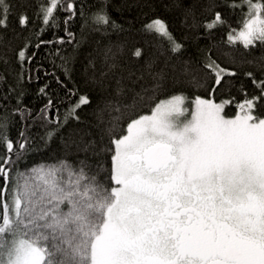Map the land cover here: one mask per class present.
I'll return each mask as SVG.
<instances>
[{"label":"snow or ice","instance_id":"1","mask_svg":"<svg viewBox=\"0 0 264 264\" xmlns=\"http://www.w3.org/2000/svg\"><path fill=\"white\" fill-rule=\"evenodd\" d=\"M218 7L233 14L239 9L244 19L233 29L214 11L203 24L210 37L212 30L227 25V44L264 49V0H208L206 10ZM58 12L69 14L63 20L67 25L77 15L74 0H47L38 5L36 16L55 28ZM11 13L9 0H0V32L7 30ZM79 14L84 16L82 8ZM88 19L98 32L123 30L104 5ZM18 23L28 27L26 12ZM65 31L68 39L59 43L72 44L74 34ZM143 31L163 38L168 51L180 58L182 45L163 20H151ZM28 46L17 52L21 66L30 61ZM55 54L67 76L69 58L59 50ZM124 54L121 45L104 48L108 72L99 80L95 61L88 62L90 79L110 98L94 110L97 123L73 129L67 137L61 133L66 125L86 123L80 112L90 105L88 95L69 89L68 97L78 99H69L62 116L49 98L34 117L20 106L22 93L17 96L14 112L20 120H39L46 129L41 137L45 146L59 137L74 161L65 156L20 170L19 162L33 151L27 123L14 142L9 114H0V264H264V58L247 61L256 63L260 73H243L254 86L251 94L241 84L242 101L216 102L200 96L189 101L183 93L168 92L167 74L153 71L155 57L145 60L140 75L128 69L125 76ZM132 56L139 61L142 49ZM0 62L8 60L0 56ZM188 63L181 75L209 96L236 87L240 74L218 63L211 48L194 70L199 75ZM109 72L113 75L106 80ZM145 72L150 83H141ZM46 87L41 94L48 95ZM229 103L238 109L231 117L225 112Z\"/></svg>","mask_w":264,"mask_h":264},{"label":"trees","instance_id":"2","mask_svg":"<svg viewBox=\"0 0 264 264\" xmlns=\"http://www.w3.org/2000/svg\"><path fill=\"white\" fill-rule=\"evenodd\" d=\"M47 0H9L12 5V13L9 15L7 30L0 32V56H5L7 64L0 62V114L5 111L9 114L11 125L9 129L10 138L15 142L19 138V132L25 130L27 123V134L32 137L33 151L28 153L19 162L20 170H25L38 164H54L65 158L74 161L73 155L66 154L59 137L55 138L49 145L45 146L43 140L46 129L39 120L28 118L22 122L19 114L14 110L17 107V96L22 93L21 107L31 110L33 117L51 98L59 109L62 116L68 107L69 99L75 102L78 96L69 98V89H77L79 94L88 95L90 105L83 106L80 112L81 119L85 124L71 122L66 125L61 133L67 137L73 129L86 127L88 123H97L94 110L103 108V100L110 98L108 93H101L100 89L90 79L93 76V69L89 67V61H95V78L99 80L102 72H108L107 66L102 62L103 50L107 46L121 45L125 54L120 57L121 66L124 68V75L128 69L140 75L144 70V62L150 57H155L156 64L153 71L161 69L167 74L166 89L168 92L183 93L189 101L195 96L214 99L216 102L228 100L234 97L235 102L242 101L243 95L238 90L243 84L246 91L251 94L254 86L249 78L243 75L246 71H253L260 75L256 63L264 58V49H244L239 42L236 45H229L227 41L228 26L212 30L211 37L203 27L206 21L212 19L214 11H220L228 25L233 29H239L242 16L239 9L235 14L227 7H218L213 11L206 10L208 0H74L77 6V15L64 25L63 20L69 15L66 12H58L60 17L55 28L45 26L41 19H37L38 5L46 3ZM221 3V0H217ZM102 5L111 20L122 27L121 30L113 31L108 29L107 33L95 31L96 26L91 23L88 17L98 10ZM82 8L84 16L79 14ZM26 12L30 23L27 28H21L18 17L21 12ZM159 18L168 26L169 32L175 40L182 45V54L179 59L168 51V44L163 38L152 33L143 31V27L151 20ZM195 18L196 26H193ZM43 28V32H41ZM65 28L71 31L75 40L72 44H60L59 40L68 39ZM45 41L47 43H41ZM222 41H224L222 43ZM79 42V47L76 43ZM28 43L27 53L30 61H25L23 66L17 62V52ZM39 44V47L36 45ZM140 48L143 51V58L137 61L132 52ZM211 48V55L224 67L237 71L240 75L236 79V87L220 94L209 96L204 88H197L187 82L190 77L181 75L185 68L184 61H188L187 67L194 72L198 66H202V60L206 50ZM239 49L234 51L233 49ZM60 51L61 56L68 57L69 73L66 76L62 60L55 53ZM167 58V67L165 60ZM233 59L235 63H233ZM175 65V72H173ZM87 69V71H85ZM119 73V70H117ZM199 75L198 73H195ZM113 75L109 72L107 79ZM173 76L176 77L175 81ZM70 77V78H69ZM57 79L62 83H58ZM150 83V77L144 73V81ZM48 95L40 93V88L45 87ZM109 92L111 89L108 90ZM7 97L5 99L4 97ZM238 111L235 103H229L225 112L229 117L233 112ZM55 115V109L52 110ZM2 154V150H0Z\"/></svg>","mask_w":264,"mask_h":264}]
</instances>
